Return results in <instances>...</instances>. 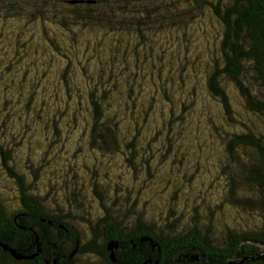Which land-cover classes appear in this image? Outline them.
Wrapping results in <instances>:
<instances>
[{"label": "trees", "instance_id": "1", "mask_svg": "<svg viewBox=\"0 0 264 264\" xmlns=\"http://www.w3.org/2000/svg\"><path fill=\"white\" fill-rule=\"evenodd\" d=\"M141 1L155 5L146 7L147 2L139 0H0V32L7 18L10 27L21 19L36 21L43 30L35 38L21 30L12 36L10 51L16 60L0 66V124L10 123L14 113L43 119V130L34 125L24 145L27 155L34 146L43 150L36 157L48 159L46 163L52 161L47 158L51 149L59 153L64 147L78 148L72 152L79 151L76 157L118 155L120 160L114 162L121 161L123 166L112 164L109 176V171L99 174V165L88 169L84 161L69 158L68 167L60 166L62 171L54 173L53 186H61L62 180L74 182L67 194L74 203L79 192L89 188L86 175L91 171L88 182L96 187L102 211L89 220L82 218L89 227L82 232L73 224L72 210L48 207L44 195H50V188L44 182L46 194L33 193L34 185L26 184L16 165L9 166L13 161L9 145L0 141L1 163L19 183L22 202L21 209L10 215L0 199V244L26 257L16 260L0 245V264H264V228L228 229L224 239L218 240L211 222L198 221L204 210L201 203L183 207L191 221L182 222L185 214L175 208L171 210L174 221L162 226L147 219L150 212L135 210L139 203L144 205L145 197L147 202L156 201L159 191L173 204L181 196L190 202L192 191L208 192L209 186L203 189L195 184L199 176L200 180L210 178L206 176L209 169L200 171V163L197 169L192 167L188 150L192 145H210L207 137L213 130L227 163L221 175L229 180L223 202L239 210L264 212V132L256 125H264V0ZM71 9L72 15L64 13ZM208 11L223 28L219 60L210 61L213 71L205 87L220 104L216 112L206 110L200 101L201 89L196 92L198 85L185 80L194 76L187 75L195 68L194 57L185 48L192 41L190 28L199 20L210 26ZM47 15L54 24L47 23ZM100 28L114 48L79 46L87 41V33L103 31ZM118 38L131 41L116 43ZM39 46H45L47 53ZM210 49L201 48L197 56L208 52V57ZM42 59L45 62L39 63ZM48 73L56 76L53 83ZM48 88L52 99L42 95ZM233 96L251 115L250 124L238 117ZM192 134L193 144H188ZM53 162V167L46 168L49 172L58 164ZM31 170L30 184H38V168L31 164ZM112 179L117 203L121 196H134L129 202L127 198L130 207L127 202L121 205L125 206L122 215L105 204L106 188L98 190L99 183ZM161 182L166 183L161 186ZM111 243L116 245L113 249Z\"/></svg>", "mask_w": 264, "mask_h": 264}, {"label": "rangeland", "instance_id": "2", "mask_svg": "<svg viewBox=\"0 0 264 264\" xmlns=\"http://www.w3.org/2000/svg\"><path fill=\"white\" fill-rule=\"evenodd\" d=\"M139 1L147 2L146 7H149V6L153 7L155 5V3H149L148 1H141V0ZM180 6H181V3H178L179 8H181ZM140 7L142 8L143 5L140 4ZM102 9H107V7L103 6ZM208 9L210 11V7H208ZM48 10H50V8ZM209 11L206 12L205 14H206L207 20L211 22L210 26L208 25L206 20L205 21L199 20V22L197 21L190 28V32L192 34V41L189 42V44L186 45L185 48L190 58L193 59L194 57V60L196 62L194 61L195 68L192 69L191 71L192 73L187 75V76H190V75L192 76L194 75V76L191 78L187 77L185 78V80L187 82H194L195 84L198 85L196 92L197 91L199 92V90L201 89V92H200L201 100L200 101L204 104V106H206V110L211 111V112L212 111L216 112V110L220 109V104H218V102L212 98L211 94H208L209 91L206 92L205 87H206L207 79H209V76L213 71L212 63L210 61L214 62L217 58L219 60V55H220L219 46H220V41H221V34L223 33V28L221 27L218 20H216L217 18L215 19L213 16H211ZM176 12L177 14L180 13L181 9H178ZM8 13H9L8 11L4 13L5 17L8 16ZM64 13L65 14L68 13L72 15L73 10L72 9L65 10ZM199 13H201L200 10H199ZM188 16H191V15L188 14L185 17H188ZM45 18L48 20V21L46 20L47 23L50 21L52 24H54V21L50 20V15H47ZM7 21H8V18L5 19V23H3L2 30L0 32V66L5 64L4 62H7L6 60L14 59V62H15L16 57L12 54V52L10 51L11 50L10 48L12 44V38L16 34H19V30L24 32L25 35L32 34L33 38H35L37 35H39L43 31L42 29H40L42 26H39L38 24H36V21L25 22L21 19H17L15 20L16 21L15 27L12 26L13 28L10 27L11 24L9 25ZM100 29L103 31L96 32V33L95 32L87 33L88 35L87 41L82 42L79 46H102L103 48H108V49L114 48L115 46H109L106 43V41L110 38L106 36L105 30L103 28H100ZM152 32H158V31L154 30ZM176 32H177L176 30L173 31L174 34H176ZM84 34H86V32H84ZM155 34L151 35V38H153ZM151 38L146 37L147 40ZM130 41H131V38L128 40L118 38V40H116V43L127 44ZM42 43L43 42H40V44ZM180 46H185V45L183 43L182 44L180 43ZM206 46H209L212 48L210 49L209 56L207 57L208 52L204 53L203 56H197V53L201 52L200 49L201 48L204 49L206 48ZM32 47L33 46H30L28 50H32ZM39 50L45 53H47L48 51L47 49L45 50V46H39ZM63 51L68 52L67 49ZM211 56H212V60H211ZM198 57H199V60H197ZM44 62H45L44 59H42L39 63H44ZM59 62L60 61H58L57 63ZM0 70H1V67H0ZM174 70H177V68ZM48 74L49 76L52 77L49 83H53L54 77L56 76H54V74L52 73H48ZM75 74L77 73H74V75ZM42 80H40V82L44 83V81ZM42 89L43 87H41V90ZM52 93L53 92L50 91V88H48L47 90H45V92H43L42 95L49 94L51 95L49 99H52L53 98ZM232 101H233L234 109L238 117H241L240 119L250 124L252 117L251 115H249L243 110L241 101H239L237 97L235 98V96L232 97ZM24 118H25V114H22V113L15 114L14 113L12 117L13 120L10 123L8 124L5 123L6 125L0 124L1 125L0 126V141H2V143H4L5 145L7 144L9 145L7 150L10 151L11 157L13 160L9 163V166L16 165V168L18 169L19 173H22V175H24L26 184H28V186L34 185L33 193H36L37 195H42L43 193L46 194L45 191H47V187L43 188V182H44L50 188L49 190L50 195L49 196L44 195L45 197L47 196L46 201L48 200L49 205H50L48 207L53 210L57 208V206L59 205L64 208L65 212H68V210H72L73 212L70 214L73 215V217L75 218L73 220V224H75L82 232L89 231V227L85 224L86 220H83L84 222L83 223L82 218L85 217L86 219L89 220L93 214L97 215L100 213V211H102L101 202L98 201V197H96V194L94 192L96 187L95 185H93L92 182H88L90 180L89 176L91 175V171H89L90 173L87 172V175H86V178L88 180L86 183L89 184V188L86 190L82 189L79 192V198L77 197V200L74 199L76 203L72 202L73 198L71 195H67L69 194V191L72 189L74 182L71 181L68 183L62 180L61 186H59V184H56L55 186H53L54 180H55L54 173L62 171V169L59 168L60 166L66 169L68 167L67 163L68 161H70L69 158H71V160H74V161H77L78 159L81 161H84L86 165H89V167H87L88 169L89 168L92 169L96 167L97 165H99V168L101 169V170L99 169V174L103 172H108L112 164H115V165L118 164L120 165V168L122 169L123 166L121 164V161H118L117 163L114 162L115 160H120V157L118 155H110V156L99 155L98 158L96 157V158L91 159L90 155L89 154L87 155V153H85L83 156L82 154L79 155L78 156L79 158H78L76 157V155L79 153V151L72 153L73 150H78V148H75L73 150H70V149L66 150V148L63 147L59 150V153H54L53 149H51L49 153L47 154L48 155L47 158L52 159V161L50 163H46L48 159L46 158L40 159L36 157L41 154H44L43 150L39 149V147L37 146H34L33 150L30 149V154L27 155L25 145H24V140L26 139L25 137L30 131H32L33 129L35 130L36 126L38 128V131L43 130L44 120L41 119L40 121H36L35 117L33 116V118L26 117L25 122H23ZM253 121H256V120L253 119ZM34 123H37V124H34ZM67 124H70V122L66 123V125ZM34 125L36 126L34 127ZM256 125L259 130L264 132L263 124L258 123ZM45 130L44 132L47 136L49 137L52 136L49 130L47 131ZM204 133H208V132L204 131ZM187 136L188 134L186 133V138ZM192 138L193 140H187L188 144H193L192 143L194 141L193 134H192ZM207 138L211 140L208 142V144L210 145H206L201 148H198V147L196 148L194 145H192V148L188 150L189 151L188 159H189V164L195 169H197V166H198L197 163L201 164V166L199 167L200 171L202 169L204 170L205 167L209 169L206 173V176L210 174V178L207 180L201 179L202 180V183H201L200 176H199L197 178L199 181L197 180L195 184V185L202 184L203 189L204 187L209 186L210 189L208 190V192L206 191L205 193H203V191H199L195 193L194 191H192L191 195L189 196L190 202H188V200L184 201L181 196L180 198H178V200H175L173 204L172 199L171 201H168V198L165 197L164 192L159 191V196L161 197L156 198V201H153V200L150 201L152 198H149L150 202H147L146 197H145L144 205H141L139 203V206L135 208L136 212H138L139 214L143 210L146 211L147 214L148 212H150V214L148 215L146 214L148 216L147 219L150 222H152V224L155 223V225L157 224L159 226H162L166 223H170L174 221V219L171 216L172 209L175 210L176 208V210L178 209V211H180L181 210L180 208H182V211L185 214L182 222H187L191 216H188L187 209L183 207L186 205V207H188L189 209L192 206L191 202H193L196 205H198V203H201V207L204 210H202L201 213H199L200 219L198 221H201L203 224H209L208 222H211L212 224L210 226L212 227V232L214 236H216L215 239H218V240L224 239L225 234H226L225 232L228 229L250 228V227L257 228V229L264 228V212L261 213L257 210L248 211L246 209L239 210L238 208L236 207L233 208L229 204L227 205L225 202H223L224 195L226 193L225 191L226 189H228L229 180L224 179L225 177L222 178L221 175L223 171V166H225L227 163H225L226 161H225V156L223 154L222 145L220 143L216 145V143L219 142V140L216 137L215 131L209 130V134ZM185 142L186 140L182 144H184ZM221 143L225 144L224 141H221ZM198 149H201V150L199 151ZM24 157H27L28 160L24 159ZM29 157L32 158V160H30L31 163L29 161ZM33 158L35 160H33ZM98 159H100V162L98 161ZM210 159H212L213 163L209 161ZM53 161H56L58 164L53 169H51V171L49 172V170H46V168L47 166L53 167L54 166ZM205 161H208L210 165L206 166L204 163ZM31 164H34L35 167L38 168L39 180H37L38 184L34 182L36 185L30 184L32 183L31 181H33L32 178L34 176L32 174ZM118 165L117 167H119ZM232 169L234 171L236 170V168L233 167V165H232ZM52 170L54 171L52 172ZM78 171L80 172L82 170L78 169ZM85 171L83 172V174H85ZM110 171H109V176H111ZM200 171H198V173ZM99 181H101V178ZM113 183H114L113 179L107 180L105 182L99 183V186H98L99 188L98 187L97 188L98 190L99 189L104 190L106 188V190L104 191L105 201H106L105 204L108 206H111L113 211L116 210L115 211L116 214L118 213V215H122V211L124 210L125 206L122 208L121 205L127 202L128 197L127 195H125V197L121 196V200L117 203V201H115L116 196H117V195L115 196V193H116L115 188L117 187ZM165 183L166 182L164 183L161 182V186H164ZM65 189H66V192L64 191ZM213 189L221 190V192H216V193L211 192ZM20 190L21 189H20L19 183L16 180L10 178L8 172L6 171V168L3 166V164L1 163V159H0V199L3 200V206L7 210L8 214L10 215L15 214L22 207ZM154 191L156 193L158 190H154ZM52 195L54 196L53 198L54 201L52 200ZM133 198H131V196L129 195L128 202L131 201ZM128 204L130 207L131 203H128ZM189 221H191V219ZM80 258L82 260H89L88 257L82 256Z\"/></svg>", "mask_w": 264, "mask_h": 264}, {"label": "water", "instance_id": "3", "mask_svg": "<svg viewBox=\"0 0 264 264\" xmlns=\"http://www.w3.org/2000/svg\"><path fill=\"white\" fill-rule=\"evenodd\" d=\"M0 245L4 248L5 251L9 252L12 255V257H14L16 260H22V259L26 258V257L23 256V254L20 251L12 249L9 246L4 245V244H0ZM115 246L116 245L111 243L110 244V249H113ZM30 258H32V257H30Z\"/></svg>", "mask_w": 264, "mask_h": 264}]
</instances>
